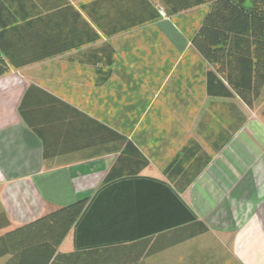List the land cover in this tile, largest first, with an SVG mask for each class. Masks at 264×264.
<instances>
[{"label":"crops","instance_id":"obj_1","mask_svg":"<svg viewBox=\"0 0 264 264\" xmlns=\"http://www.w3.org/2000/svg\"><path fill=\"white\" fill-rule=\"evenodd\" d=\"M94 1L0 0L4 45L13 27L69 6L102 37L0 77V208L11 228L87 199L61 253L134 244L133 264H264V94L249 107L220 74L232 95L216 81L211 89L216 70L191 44L210 4L106 37L84 13ZM138 2L112 8L134 11ZM104 46L115 51L111 67ZM32 85L93 122L68 133L57 124L45 148L19 111ZM99 124L149 165L105 184L120 152ZM147 240L151 252L137 258L135 244Z\"/></svg>","mask_w":264,"mask_h":264},{"label":"trees","instance_id":"obj_2","mask_svg":"<svg viewBox=\"0 0 264 264\" xmlns=\"http://www.w3.org/2000/svg\"><path fill=\"white\" fill-rule=\"evenodd\" d=\"M114 1L97 0L83 7L85 15L106 37L159 20L161 10L170 17L210 4V10L192 35L191 44L216 70L208 74L211 89L216 81L225 89L222 94L232 95L219 79L217 74H220L249 107H253L264 94V0H139V7L134 11L116 10L112 8ZM104 2L110 3L109 11L101 10ZM59 17L71 18L72 25L63 20L58 22ZM10 32L14 40L6 45L0 43V50L6 57L0 56V77L11 68L19 70L102 39L84 15L71 6L61 12L34 17L13 27ZM0 36L4 34L0 33ZM100 51L101 60L111 67L115 60L113 48L104 46ZM19 111L29 128L43 139L45 148L49 145L50 130L57 124L66 127L68 133L75 123L85 127L88 121H92L84 113L34 85L29 87ZM57 111L60 116L56 121L53 115ZM39 114L45 115L46 121L43 122ZM98 127L107 133L111 144L118 145L116 150L120 152L105 184L124 176L138 175L149 165L124 136L104 125ZM80 136L84 138L81 133ZM45 155L48 157V149ZM87 204V199L81 200L16 228H11L9 218L0 208V259L8 257L4 264H133L134 244L72 253L59 251ZM135 245L139 249L137 258L151 252L150 240Z\"/></svg>","mask_w":264,"mask_h":264},{"label":"rangeland","instance_id":"obj_3","mask_svg":"<svg viewBox=\"0 0 264 264\" xmlns=\"http://www.w3.org/2000/svg\"><path fill=\"white\" fill-rule=\"evenodd\" d=\"M207 8H208L207 5H203V9H207ZM173 22H174L175 24H177V25L179 26V28H181V29H184L185 26L187 25L185 22H183V20H177V19H174ZM185 24H186V25H185ZM2 261H3V259H2V260L0 259V264H2Z\"/></svg>","mask_w":264,"mask_h":264},{"label":"built area","instance_id":"obj_4","mask_svg":"<svg viewBox=\"0 0 264 264\" xmlns=\"http://www.w3.org/2000/svg\"><path fill=\"white\" fill-rule=\"evenodd\" d=\"M160 14H161L162 16H164V17L167 16L166 13H165L163 10L160 11Z\"/></svg>","mask_w":264,"mask_h":264}]
</instances>
